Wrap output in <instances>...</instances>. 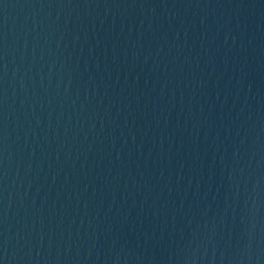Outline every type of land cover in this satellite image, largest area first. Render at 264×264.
I'll list each match as a JSON object with an SVG mask.
<instances>
[{
	"label": "water",
	"instance_id": "obj_1",
	"mask_svg": "<svg viewBox=\"0 0 264 264\" xmlns=\"http://www.w3.org/2000/svg\"><path fill=\"white\" fill-rule=\"evenodd\" d=\"M0 264H264V0H0Z\"/></svg>",
	"mask_w": 264,
	"mask_h": 264
}]
</instances>
